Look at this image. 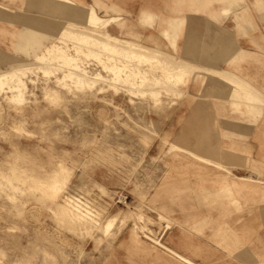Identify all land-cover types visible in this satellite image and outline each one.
<instances>
[{"label": "rangeland", "instance_id": "1", "mask_svg": "<svg viewBox=\"0 0 264 264\" xmlns=\"http://www.w3.org/2000/svg\"><path fill=\"white\" fill-rule=\"evenodd\" d=\"M135 5L0 0V71L33 63L52 42L72 46L57 38L66 22L80 25L68 31L90 32L84 22L96 26L109 16L117 17L112 34L159 48L163 62L176 56L191 69L179 86L152 94L105 83L79 89L42 70L24 76L22 96L0 86V264H264V159L251 157V134L229 124L253 110L262 119L264 91L254 93L226 67L187 60L178 31L168 32L172 48L159 44L163 33L147 29L153 22L139 23ZM255 7L264 9V0ZM243 34L223 30L214 42L232 41L227 49L236 53ZM217 46L214 59L221 60ZM85 62L101 69L92 56ZM224 83L232 90H217ZM201 87L216 88L195 90ZM60 169L67 180L53 196L40 183ZM62 206L88 220L72 219Z\"/></svg>", "mask_w": 264, "mask_h": 264}, {"label": "bare ground", "instance_id": "2", "mask_svg": "<svg viewBox=\"0 0 264 264\" xmlns=\"http://www.w3.org/2000/svg\"><path fill=\"white\" fill-rule=\"evenodd\" d=\"M60 1L69 3L71 0ZM87 9L88 14L95 15V19L100 16L97 10L93 7ZM146 14L147 13H144L142 18L139 19H145L144 15ZM116 20V16H109L107 18L102 17V19L98 22L99 25L96 26L88 23V21L84 22V25L87 26L86 28H88L87 30L90 32H82L83 30L81 28L76 29L77 27H80L78 23L72 24V22H66L65 26L62 27L57 35V38L71 41L72 46L61 45L57 42L45 45L41 52H36L33 55V63H25L19 70L9 68L8 70L0 71V86L8 85L10 89L14 90V93L17 92V94L22 96L27 90V81L25 79L29 78V76H26L27 78L24 76L29 71L33 70H42L46 76L53 73L56 75V80L58 82H63L67 85L73 84L79 89H93L95 86L105 83L109 86L123 85L130 91L133 89L139 90L143 88L145 90L143 91V94H152L154 93L153 90H160L162 88H164V90H172L176 86H179L182 83V78L188 71L190 72V64L187 62H184V64L179 63V61L176 60V56L172 55L174 57L171 58V61L166 60L167 63L172 62L171 65H168L158 58L160 55L164 54L161 49L144 45L133 38H123L112 34L109 31V27L112 26ZM69 27H76L75 30H79L80 32H74L73 29H69L73 31H68ZM168 34V30L163 32V36L167 39H169ZM217 47L219 48V46ZM245 52V50H242L239 53L243 54ZM90 56L96 58L101 66V69L93 71L92 68L87 65L85 60ZM35 63L40 64L34 68ZM231 76H229L228 79H231ZM233 77L235 78V76ZM234 78H232L233 81ZM235 80L238 79L235 78ZM151 83L155 85V87L149 88V84ZM246 86H249V88L251 87L249 84ZM256 92L258 91L254 90V93ZM3 179H9L8 181L12 183L14 187H17L14 181H12L7 174L3 175ZM66 180L67 176L64 174V170L60 169L52 177L50 182L42 181L40 185H45L44 188H48L49 192L53 196H56L62 191L63 186L61 185ZM60 208L64 214H67L74 220H80V222L88 220V215L79 209H69L67 206H62ZM114 221L115 218L112 217L103 225L105 233L109 232ZM163 247L175 256L179 257V259L186 260L183 255L176 253L173 249H170L165 245H163Z\"/></svg>", "mask_w": 264, "mask_h": 264}, {"label": "crops", "instance_id": "3", "mask_svg": "<svg viewBox=\"0 0 264 264\" xmlns=\"http://www.w3.org/2000/svg\"><path fill=\"white\" fill-rule=\"evenodd\" d=\"M256 3L257 0H136L135 7L131 6V9L133 14L138 15L139 23L142 22L139 18H142L144 13L148 14L144 20L152 22L153 19L155 27L147 28L148 30L152 29L157 34L158 30L162 33L168 30L169 33L178 31L183 34L184 38L178 39L177 46L187 60L202 62L214 69L226 67V72H233L234 75L239 76L238 78L243 79L244 83L251 85L262 94L264 90L259 88L264 89V9L258 10L255 7ZM223 30L233 33L237 30L246 34L239 36L237 40L235 38L236 53L227 49L230 48L229 44H233L232 41L225 40L218 44L223 47L222 59H214L213 50L217 46L214 42L215 37L218 39ZM160 36L163 39L158 41L159 44L172 48L169 44L171 42L163 34ZM237 47H241L246 52L240 54ZM215 88L201 87L195 90ZM222 89L232 90L227 83H224L222 88L217 86V90ZM251 112L252 116L248 114L239 116L233 121L229 120L231 121L229 124L237 126L239 132H249L251 139L253 138L251 157L256 160L264 159V122H262L264 109L262 119L259 121H256L258 118L255 117V110Z\"/></svg>", "mask_w": 264, "mask_h": 264}]
</instances>
